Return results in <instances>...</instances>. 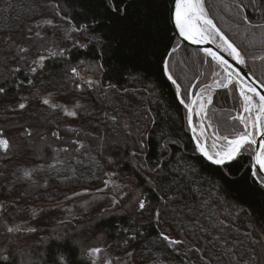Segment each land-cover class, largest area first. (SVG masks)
I'll list each match as a JSON object with an SVG mask.
<instances>
[{
	"label": "trees",
	"instance_id": "trees-1",
	"mask_svg": "<svg viewBox=\"0 0 264 264\" xmlns=\"http://www.w3.org/2000/svg\"><path fill=\"white\" fill-rule=\"evenodd\" d=\"M218 3V0H209L213 12L217 14L215 23L245 48L239 33L232 35L235 31L231 28L234 23L233 13L224 10L222 5L217 7ZM148 7L159 28L166 30L170 39L161 42L158 37L147 49L142 46L133 47L127 40H120L119 46L102 70H94V45L90 44L87 49L73 46L74 40L87 42L76 32H71V38L64 40L61 35L51 33L45 27L43 35L28 43L35 44L36 53L45 56L40 64L32 63L37 58L29 60L26 56L21 61L19 55L22 53L17 55L18 49L12 42L7 43L13 44L10 50L8 46L0 48L1 58L4 53L14 55L12 60L8 59L7 64L4 63L5 67L10 68L17 64L22 69L20 73L13 75L7 71L10 74L4 75L3 63H0V84H5L9 89L6 96L0 95V104L18 105L19 102H24L26 107L22 110L16 109L15 105L10 106L13 114L9 116L21 122H32L29 126L26 123L20 124L15 135L17 145H29L22 155L13 156L7 149L0 148V168L2 164H10L9 169L3 171L0 177V201L17 197L26 207L55 203L77 188L94 189L104 185L103 181L108 179L105 173L115 172L117 175L112 177V181L129 182L121 198L117 200L118 203L85 218L66 221L59 234L66 233L75 241L79 240L83 231L86 239L89 234H100L112 246L113 255L133 253L131 260L134 264H197L200 256L209 259L218 254L219 244L223 241L217 242L213 237L220 235L228 241V246L233 249L239 264H244L245 261L259 264L262 245L252 242L261 239L260 228L264 227V192L256 183L258 178H254L247 168V154L239 163L232 165L231 176L224 177L219 170L207 165L199 154L194 153L186 109L176 100L175 87L163 76L160 66L165 44L171 47L177 42L174 30L168 23V0H162L160 7L153 4ZM57 11L60 15H57ZM246 14L253 20L259 19V14L253 12L251 6ZM94 15L100 23H93ZM103 16L102 0H4L0 4V37L17 36L24 29L33 26L34 22L44 17H54L67 28L87 23L92 35L104 34L120 39L123 35L118 31L122 27L121 21L102 19ZM62 49L63 55H49V50L58 53ZM251 51L260 54L259 48ZM176 55L183 57L184 61L176 60ZM192 55L196 57V61L192 69H188L186 63L191 62ZM205 59L211 64L210 58H205L202 53L185 46L178 48L171 58V72L181 85L182 97L188 100L190 87L194 93L199 87L212 86L213 103L206 109L212 119L209 121L205 118L206 125L226 121L242 129L243 126L238 120L229 119L241 111L238 91L234 86L217 87L215 81L220 77L212 75V67L203 62ZM81 61L85 63L82 64ZM87 64H93V70H88ZM113 65L125 72L131 70L134 75L139 73L142 79L132 81L123 76H114L111 70ZM244 66L258 80L264 79V63L261 60L246 57ZM30 67L37 68L35 74L30 72ZM72 67L82 68L90 77L95 78L94 81L100 82L99 87L84 89L78 93L82 107L74 108V111L77 112L75 119L80 121V127L66 125L62 108L53 109L42 103V99L46 97L50 98L52 104L56 97L73 95ZM28 79L33 80V85L27 83ZM110 82L117 84L121 92L117 94L108 90L106 99L105 90ZM124 88L129 91L124 93ZM23 97L27 99L23 100ZM33 104L39 106L34 113ZM111 115H117L118 122L114 123L109 119ZM125 122L129 125L128 129L123 127ZM28 132L31 135L26 136ZM53 132L58 133L60 138L53 136ZM141 133L146 144L143 151L139 148ZM166 141H169L167 147L161 148L160 145ZM80 144L84 147H80ZM65 148L68 149L67 152L62 151ZM134 151L137 153L135 157L132 156ZM109 158L112 163H109ZM21 160L28 163L24 164ZM181 161L194 164L198 173H189L185 177L182 172L174 171L180 168ZM158 162L159 174L147 171L148 168H155ZM24 170H32L29 178L24 177ZM145 177L167 191H153ZM216 184L223 186L218 195L226 200L227 205L235 204V208H228L226 205L212 207L211 210L199 207L201 195L209 199V192ZM194 187L199 188V192L191 191ZM161 194L164 195V200L160 199ZM168 196L174 198L168 200ZM138 199L146 201L144 211L138 210ZM157 209L161 213L158 220L155 216ZM211 212H230L231 215L226 220L230 227L223 233L212 231L211 235L200 231L201 225L209 227L210 221L205 217L210 216ZM248 212L252 215L249 216ZM48 228L49 226L42 231L47 232ZM0 232H3L1 221ZM161 232L184 243L174 246L173 250L161 239ZM246 232H250L251 236H246ZM133 235L135 239L128 240L125 244L124 241ZM41 238L43 237L27 241L11 253L30 251L32 258L38 259L40 254L48 252V246L52 242L50 236L43 241ZM87 244L90 243H86L85 247ZM213 244H216L215 248ZM4 245L0 236V249ZM82 245L84 244L80 239L79 246L71 253L73 264H91L81 250ZM196 248L199 251H195ZM65 255L69 253L65 252ZM253 255L258 257L256 262L251 261ZM230 259L228 255H221L219 260L213 259L212 264H229Z\"/></svg>",
	"mask_w": 264,
	"mask_h": 264
},
{
	"label": "snow or ice",
	"instance_id": "snow-or-ice-1",
	"mask_svg": "<svg viewBox=\"0 0 264 264\" xmlns=\"http://www.w3.org/2000/svg\"><path fill=\"white\" fill-rule=\"evenodd\" d=\"M149 4L156 5L157 7L162 6V0H102V5L104 9V16L102 19H118L122 23L121 31L123 35L120 39H117L111 35L104 34H90V25L87 23L80 24L79 27H71L65 31V38H71L70 33L76 32L80 34L86 43H80L79 40H74L73 46L87 49L89 45H94V70L104 69L105 63L108 62L116 47L119 46L120 40H127L130 46H142L143 48H149L152 43L159 37L161 42L169 40L170 38L166 35V30H161L159 28L158 22L154 15L149 11ZM222 5L224 10L230 11L233 13V21L231 28L235 29L232 35L239 33L240 40L244 43L245 48H242L236 41H234L230 35H228L225 30L215 23L217 14L213 12L212 6L209 4V0H168V23L173 26L175 33L184 40L189 41L194 45L200 46L199 51L203 53L205 58H211V64L208 59H205L203 62L205 64H210L212 67V75L214 77H220L219 80L215 81L217 87L228 88L229 86H234L236 91L239 92V95L242 100L243 111L249 113L247 117L243 115H237L235 117H229L232 121H239V124L243 126L242 129L237 127L234 123L228 124L226 121L212 124L209 123L205 125L203 120L207 118L211 121L212 117L208 115L207 106L213 103V97L208 93V87L205 86L204 89L195 93V99H191V103L185 100L182 97L181 85L178 83L177 79L174 78L171 72V58L177 52L180 44L174 42L171 47H168L165 44V52L161 56L160 66L162 69V74L166 79L175 87L176 100L183 105L187 110V121L188 126L192 129L193 132V143H194V153L199 154L207 165L214 167L219 170L224 177H229L232 174V165L234 163H239L242 158L247 154V168L250 170L252 176L255 178L257 176L262 177L256 183L259 185V189L264 192V79L259 81L252 79L248 76L247 73L242 74L241 70L237 67H234L228 59L221 55V53H227L231 60L235 62V65L243 66L246 65V57H251L252 59L261 60L264 63V0H219L217 7ZM251 6L253 12L259 14V19L253 20L252 17L247 13V9ZM234 10V11H233ZM57 15H60L57 11ZM93 23H100V20L94 15L92 17ZM51 20H44L43 24L52 25ZM71 23V21H69ZM39 26V25H38ZM31 31V29H29ZM94 32V29H91ZM36 35L39 37L40 33L37 32ZM10 37L5 39V43H8ZM15 47L18 49L17 55L20 53H26L27 48L15 44ZM10 44L9 50L13 46ZM204 45H215V48L219 51L213 49V47H205ZM259 48L260 54H257L252 49ZM247 49V50H246ZM64 50L60 52H54L49 50L50 56L63 55ZM21 61L25 60L23 55H19ZM45 59L43 55L39 57L38 60H34L33 64H40ZM7 64V60L4 61ZM80 63H85L81 61ZM88 70H93V64L86 65ZM216 69H219L217 71ZM30 72L35 74L37 71L36 67H30ZM114 76H123L125 79L132 81L142 79V75L137 73L133 74L131 70L125 72L122 68L116 67L113 65L112 69ZM22 69L17 66L10 70L11 74L20 73ZM71 73L73 78H80L83 83L88 84L90 88H97L100 85V82L94 81L92 79L84 80L81 77L78 67H72ZM264 75V73H262ZM7 80V77H5ZM251 81V82H249ZM27 83L33 85V80L28 79ZM255 85V86H254ZM77 90L82 89L81 83H76L75 85ZM151 85H149V88ZM258 88L260 90H258ZM113 90L115 93H120L121 89L117 84L109 83L108 88L105 90V98L107 99V91ZM147 90V89H146ZM8 87L5 84H0V95L6 96L8 94ZM129 90L127 88L123 89L124 93H127ZM23 100H26L27 97H23ZM42 103L48 105L49 107L63 108L62 105L51 104L48 98H43ZM193 105H198L195 115L201 118V126L199 134L197 135V129L193 127ZM26 104L20 102L18 104L19 109H24ZM75 108H81L82 106L77 102L74 106ZM65 114L68 116L75 117L77 115L76 111H69L64 109ZM213 112L215 109L212 110ZM255 113V118L253 119L252 113ZM201 113L204 115L201 116ZM107 115V113H106ZM114 123L118 122L117 115H111L108 117ZM123 127L128 129L129 125L125 122ZM206 128H211V136L206 134ZM131 135V133H128ZM28 135H31V132H28ZM57 139H59V134L56 132L52 133ZM141 135V140L139 142V148L143 151L146 147L144 142L143 133ZM259 137V140L257 139ZM103 139V138H101ZM211 139V144H208V140ZM175 143V141H170ZM73 143H78L73 141ZM166 141L164 144H161V148H166ZM255 146V147H254ZM9 141L3 138L2 133H0V148L8 149ZM80 147H84L83 144H80ZM62 151L67 152L68 149H62ZM132 156H137V153L134 151ZM109 163H112L111 158H109ZM181 166L179 169L174 171L182 172V174L187 177L189 173L197 174L198 169L194 164L180 162ZM51 167V166H50ZM144 167V165H140ZM159 162L155 168H148V172H157L159 174ZM32 170H24V177L29 178ZM108 179L103 181L104 187L107 188L112 181V177L116 176L117 173L109 172L105 173ZM147 183L152 186L153 191H159L164 193L167 191L165 188H161L159 185L154 184L153 180L145 177ZM176 183V181H173ZM197 183H200L197 181ZM170 187V186H169ZM222 185L216 184L213 185L209 192V199L203 198L201 195V201L199 207L209 208L212 207L219 208L222 205H226L228 208H235L236 205H227L225 199L218 195L219 191H222ZM87 192V189L84 190ZM97 192H102L103 189H96ZM191 191L199 192V188H192ZM83 193H73L74 196H80ZM215 197L216 199H211ZM67 198V197H66ZM173 196H168V200H172ZM161 200H164V195L161 194ZM218 201V203H217ZM138 210L144 211L146 209V201L144 199H138ZM113 205L118 203L115 199L112 201ZM3 204H0V209H3ZM243 211V208L241 207ZM43 212L44 210H39ZM32 219H36L39 213L36 210H32ZM161 213L159 209L156 210L155 216L157 220L159 219ZM201 215H204L201 212ZM231 213L227 214L223 212H211L210 216L205 217L209 219L210 224L208 228L200 226V231L208 232L211 235L212 231H217L223 233L227 228L230 227V224L226 222L228 216ZM248 215L251 216V212H248ZM223 217V218H222ZM5 231L7 234H15L22 231L21 227L18 225L8 226L5 222ZM252 227V225H249ZM27 233H35L38 231L36 227L29 226L26 229H23ZM127 231V230H125ZM238 231V229H237ZM261 239L253 240L252 242L261 243V253L259 254V264H264V227L260 228ZM246 236H251L250 232L245 233ZM160 237L162 240L168 243L170 248L175 250L174 246L181 245L184 242L178 239H172L170 236L161 232ZM42 241L44 238H41ZM135 236H129L128 239L124 241L125 244L128 243V240H134ZM213 240L222 243L219 244L218 254L209 259H205L204 256L199 257L197 264H212V260H219L221 255H228L231 257L229 264H239V261L236 260L233 253V249L228 246V241L222 236L217 235L213 237ZM212 243V241H209ZM79 246V242L71 239L66 233L61 235L57 233L52 242L48 246V252L46 254H40L38 259L32 258V253L30 251H20L18 253H11L7 246L0 249V264H73L71 259V253ZM213 247H216V244H213ZM191 250V249H190ZM103 250L99 247H92L86 250V254L89 257H93L95 254L101 253ZM195 251H199V248H196ZM65 252H68L69 255H65ZM127 255L131 257L133 253L128 252ZM258 260L257 255L251 257L252 262ZM92 264H96L95 259L92 260ZM104 264H111V261L105 260ZM244 264H249V261H245Z\"/></svg>",
	"mask_w": 264,
	"mask_h": 264
},
{
	"label": "rangeland",
	"instance_id": "rangeland-1",
	"mask_svg": "<svg viewBox=\"0 0 264 264\" xmlns=\"http://www.w3.org/2000/svg\"><path fill=\"white\" fill-rule=\"evenodd\" d=\"M1 2L3 3L4 0L0 1V4ZM42 13H43L42 15H44V12ZM53 18L44 17L43 19H40L34 22L35 24L33 26L29 27L28 29H24L22 33L17 36H1L0 37V48L9 46L5 43V39L7 37H10L11 39L8 40V42H12V43L15 42V44H26V46L24 47L27 48L28 51L26 53H22L24 57L26 56L29 60H32L35 58H37L38 60L40 57V53L39 52L36 53L37 49L35 48V44H31V45L28 44V43H31L36 37H38L36 35L37 32H39L41 36L45 33V27H48L47 31L51 33L56 32L58 33V35H61V37L64 40H67L65 38V31L69 28H67L61 21H58L54 18L56 20L55 21ZM44 20H51L53 23L52 25H45L43 24ZM64 27H66V29H64ZM29 29H31V31H29ZM21 37H22V40H20ZM50 45H51V42L48 43V47H50ZM180 47L182 46L180 45ZM15 48L17 49V47ZM4 54L5 55H3L2 58L0 57V63H3V66L1 65L3 68L2 72L4 75H6V74H10L7 71H10L12 68L17 67V64H15L13 67L10 66V68L5 67L4 60H8V59L12 60L14 55H9L8 53H4ZM34 54L36 55L34 56ZM175 59L179 61L180 60L184 61L183 57L179 55H176ZM194 61H196V57L192 55L191 62H187L186 67L188 69H192L193 67L192 65L194 64ZM78 71L80 72V75L81 77H83L84 80H87V79L95 80L94 77H90L87 73H85V71L82 68H78ZM76 83L82 84L81 90L90 88L88 84L83 83V81L80 78H72L73 95L72 96L66 95L67 97H64L63 95H61L58 98L57 97L54 98V102L52 103L55 105H62L63 106L62 112L64 111V109H67L69 111H74V108H75L74 106L77 104V102L79 103L78 93L81 90L76 89L75 87ZM204 88L205 86L199 87L198 89L194 90V93H193V88L190 87L187 101L191 103V99L196 98L195 93L201 91ZM208 93L210 94L212 93V86L208 87ZM46 98L50 100L49 97H46ZM13 105L15 104H12V105H10V103H5L2 105L0 104V133H2L3 138L9 141V147L7 149L9 154L13 156H18V155H22L26 151L29 145H27L26 143H23L21 144V147H22L21 148L20 145H17L15 135L19 131L20 124L26 123L29 126V125H32V122H29V123L21 122L17 118H14V117L10 118L9 115L13 114V110L11 109L10 106H13ZM38 107L39 106L37 104L32 105L33 113L37 111ZM197 107L198 105H193V127L197 129L196 134L198 135L202 121L200 117H197L195 115V111ZM15 108L18 110H21L18 108L17 104L15 105ZM185 112L187 116V110ZM242 112H239L238 115H243L245 117L249 115V113H246L243 111V107H242ZM64 114H65V111H64ZM254 114L255 113L253 112L252 117ZM203 115L204 114L201 113V116ZM65 123L66 125H73L74 127L81 126V123L78 119H75V117L68 116L66 114H65ZM203 123L206 125L205 120H203ZM187 124H188V121H187ZM188 128L190 131L189 126ZM25 129L27 130V127ZM210 130L211 128H206V134L209 136H211V133H212ZM26 136H29V135L27 134ZM208 144L209 145L211 144V139L208 140ZM27 152H31V151L27 150ZM21 162L24 164L28 163L27 161H24V160H21ZM9 166H10L9 163L5 165L2 164V167L0 168V177L2 176L3 171H7L9 169ZM128 184H129L128 180L123 183L114 182V183H110L107 188H105L104 185H102L94 189H87V192L84 191L85 189L77 188L75 191L70 192V194L66 196L67 198H64L58 202H55V203L49 202L47 204L37 205L33 207L23 206L17 197L6 200V201H0V204H3L4 206L3 209H0V217L2 218L0 219V221L2 223V229H3V232L2 233L0 232L1 243H5L4 247L7 246L9 251L11 252L15 250L17 247H21V245L27 243V241L36 240V239L39 240V237L47 238L48 236H50L51 239L53 240V237L57 233H60V228L65 224L66 221L73 220V219H82L97 211H101L103 209L109 208L111 205H113L112 203L113 199L117 201L118 199L121 198L124 192L123 190L127 188L126 185ZM98 188L103 189V191L97 192L96 189ZM73 193H83V194L80 196H74ZM41 209H43L44 211L40 212L39 210ZM32 210H36L39 213L36 219H32V215H31ZM5 222L7 223L8 226H14V225L20 226L22 231L19 233H15V234H7L5 231V226H4ZM29 226L36 227L38 231L35 233H27L26 231L23 230ZM48 226H49L48 230L50 229V232H48V230L47 232L42 231ZM80 230H78V234ZM78 239H79L78 242L80 241V239L83 242L84 245L80 246L81 250L89 258L91 264H92L93 259H95L96 264H104L105 260L111 261V264H134L131 260V257H129L127 254L113 255L114 250L112 246L110 244H107L106 241L104 240V236L100 234H97V235L95 233L89 234L86 239V234L83 231L81 233V237ZM86 243H90V244L89 245L87 244L85 247ZM92 247H99L103 251L99 254H95L93 257H89L86 254V250Z\"/></svg>",
	"mask_w": 264,
	"mask_h": 264
},
{
	"label": "water",
	"instance_id": "water-1",
	"mask_svg": "<svg viewBox=\"0 0 264 264\" xmlns=\"http://www.w3.org/2000/svg\"><path fill=\"white\" fill-rule=\"evenodd\" d=\"M171 26H172V25H171ZM172 28H173V26H172ZM173 30H174V29H173ZM174 34H175V36H176V38H177V40L179 41V44H180L181 46L189 47V48H191V49H194V50H196V51H199L200 46H198V45H194V44H192V43L189 42V41H184V40H182V39L178 36V34L175 33V31H174ZM204 46H205V47H213L214 50L219 51L218 49L215 48V45H204ZM199 52H200V51H199ZM201 53H202V52H201ZM221 55H224V57H225L226 59H228L229 62L232 63L234 67H237L238 69H240L242 74L247 73V75L250 76V77H252V79L257 80V79H256V78H255L250 72H248L243 66L235 65V62L231 60V57H229V56L227 55V53H221ZM257 81H258V80H257ZM249 82H251V81H249ZM254 86H255V85H254ZM258 90H260V89L258 88ZM254 118H255V114H254ZM190 129H191V128H190ZM191 134H192V133H191ZM257 139L259 140V137H258ZM254 147H255V146H254ZM257 178H258V179H261L262 177L257 176Z\"/></svg>",
	"mask_w": 264,
	"mask_h": 264
},
{
	"label": "bare ground",
	"instance_id": "bare-ground-1",
	"mask_svg": "<svg viewBox=\"0 0 264 264\" xmlns=\"http://www.w3.org/2000/svg\"><path fill=\"white\" fill-rule=\"evenodd\" d=\"M189 48V47H188Z\"/></svg>",
	"mask_w": 264,
	"mask_h": 264
}]
</instances>
